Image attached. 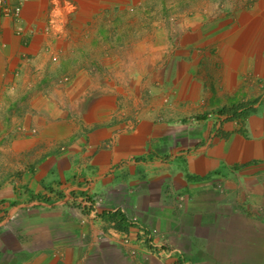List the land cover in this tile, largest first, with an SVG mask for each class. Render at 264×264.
I'll return each mask as SVG.
<instances>
[{
    "label": "crops",
    "instance_id": "1",
    "mask_svg": "<svg viewBox=\"0 0 264 264\" xmlns=\"http://www.w3.org/2000/svg\"><path fill=\"white\" fill-rule=\"evenodd\" d=\"M21 24L0 6V264H264V0H25ZM132 217L174 258L98 240Z\"/></svg>",
    "mask_w": 264,
    "mask_h": 264
},
{
    "label": "built area",
    "instance_id": "2",
    "mask_svg": "<svg viewBox=\"0 0 264 264\" xmlns=\"http://www.w3.org/2000/svg\"><path fill=\"white\" fill-rule=\"evenodd\" d=\"M24 1L25 0H14L13 4H11L8 3L7 0H0L3 15L10 17L18 24L16 28L17 33L25 32V28L21 24V11ZM48 23L50 25V23H52V19H49ZM32 29H34V27H32ZM53 59H55V57H53ZM178 199L182 201V197L179 196ZM96 211V208H93V211L90 209V212L93 213V217L96 215ZM130 224V232L122 235L116 231L104 232L99 234L98 240L105 243H113L117 241L126 247L127 255L132 257L140 254L141 257L150 255L161 261L174 256L176 250L174 248H170L155 229L146 227L140 223L136 217H132L130 219ZM177 259L178 258L175 257L174 261H177Z\"/></svg>",
    "mask_w": 264,
    "mask_h": 264
},
{
    "label": "rangeland",
    "instance_id": "3",
    "mask_svg": "<svg viewBox=\"0 0 264 264\" xmlns=\"http://www.w3.org/2000/svg\"><path fill=\"white\" fill-rule=\"evenodd\" d=\"M179 10H172V11H170V14L169 13H167L170 17H172L173 18V16H174V14L175 13H177ZM182 11V10H181ZM157 13V12H156ZM156 13L155 14H153L154 16L156 15ZM168 15H167V17H168ZM131 16H133L134 17V19H137V24H141V23H143L144 24V20H143V18L144 17H148V16H150L148 13H147V10H136V11H133V13H132V15ZM175 18V17H174ZM139 25H137L138 26V28H139ZM144 26L145 25H142V28H144ZM138 32V36L139 37H141L142 36V34L139 32V31H137ZM126 33H121V37H122V39H124L125 37H126V35H125ZM113 36H114V34H113ZM115 36H117V35H115ZM106 44H109V45H112V44H126V43H128V41H122V40H119V39H116V40H110V42H105ZM93 45H96V43H92V46ZM91 51V50H90ZM86 52H89V50H87ZM96 52V47H93V53H95ZM60 59V60H59ZM81 59L82 60H84V58L82 57H79L78 58V61H81ZM123 59V58H122ZM143 59V58H142ZM49 60V62H50V59H48ZM58 61H59V63H57V65H55L53 68V70L55 71V76L54 77H49L48 76V79H46V81L47 82H51V81H56V83L57 84H62L63 83V81H64V79L66 78V79H70L69 78V75L67 74L68 72L66 71V67H65V59L63 58V57H59L58 59H57ZM109 61H111V59L109 58ZM52 62V61H51ZM157 63H159V61L157 62ZM157 63H155V64H157ZM60 64V65H59ZM60 67V68H59ZM39 76H41V74H39V75H35V76H32L31 77V80H39ZM39 77V78H38ZM61 81V82H60ZM48 86H50L49 85V83H47V84H45V85H43V87L42 88H33L32 90H28L29 91V93H31L32 91H35L36 93L38 92V91H41V93L42 94H49V92H51L52 91V89L49 87L48 88ZM27 90V89H26ZM24 96H27V95H25L24 94ZM21 108H23V113H25L26 112V110H28L27 112H30V110H32V107H30L29 105H20V106H18V107H16V108H14L15 109V111H14V115L15 114H19L20 113V111H21ZM6 114H8V112L6 113ZM9 114L11 115V112H9ZM4 115V113H2V111H0V122H2V120H1V118H2V116ZM9 139H10V137H5V138H3V140H5L4 142H3V144H2V140H0V146H3V147H6L10 142H9ZM6 152L5 151H2V149H0V185H1V183H2V179H1V172H5L4 170H2V169H6V168H8L9 166H11V165H13V164H15L16 163V159H15V157H13L12 159L10 158V156H9V158H7L6 159ZM9 168H11V167H9Z\"/></svg>",
    "mask_w": 264,
    "mask_h": 264
}]
</instances>
